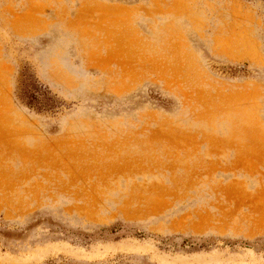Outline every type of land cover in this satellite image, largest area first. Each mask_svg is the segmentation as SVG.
Here are the masks:
<instances>
[{"label": "rangeland", "instance_id": "rangeland-1", "mask_svg": "<svg viewBox=\"0 0 264 264\" xmlns=\"http://www.w3.org/2000/svg\"><path fill=\"white\" fill-rule=\"evenodd\" d=\"M0 264H264V0H0Z\"/></svg>", "mask_w": 264, "mask_h": 264}, {"label": "bare ground", "instance_id": "bare-ground-1", "mask_svg": "<svg viewBox=\"0 0 264 264\" xmlns=\"http://www.w3.org/2000/svg\"><path fill=\"white\" fill-rule=\"evenodd\" d=\"M134 56V55H133ZM5 104V103H4Z\"/></svg>", "mask_w": 264, "mask_h": 264}, {"label": "trees", "instance_id": "trees-1", "mask_svg": "<svg viewBox=\"0 0 264 264\" xmlns=\"http://www.w3.org/2000/svg\"><path fill=\"white\" fill-rule=\"evenodd\" d=\"M31 105V104H30Z\"/></svg>", "mask_w": 264, "mask_h": 264}]
</instances>
